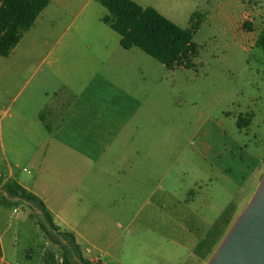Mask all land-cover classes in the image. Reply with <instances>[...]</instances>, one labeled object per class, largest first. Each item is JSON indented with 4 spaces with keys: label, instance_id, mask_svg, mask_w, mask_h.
Here are the masks:
<instances>
[{
    "label": "rangeland",
    "instance_id": "obj_1",
    "mask_svg": "<svg viewBox=\"0 0 264 264\" xmlns=\"http://www.w3.org/2000/svg\"><path fill=\"white\" fill-rule=\"evenodd\" d=\"M161 1L185 15L172 16L181 28L195 14L189 68L123 49L94 0L69 11L50 4L0 56L1 171L26 174L31 144L50 138L39 120L47 104L71 99L87 135L113 129V163L102 166L113 171V228L103 217L98 230L113 233L109 264H206L264 173V0ZM13 208L4 212L16 222ZM18 242L24 257L38 241Z\"/></svg>",
    "mask_w": 264,
    "mask_h": 264
},
{
    "label": "crops",
    "instance_id": "obj_2",
    "mask_svg": "<svg viewBox=\"0 0 264 264\" xmlns=\"http://www.w3.org/2000/svg\"><path fill=\"white\" fill-rule=\"evenodd\" d=\"M133 1L142 7H153L176 25L179 24L172 16L180 15L172 7H159L154 0ZM82 2L51 0L49 5L69 11L78 8ZM161 2L167 5L168 0ZM193 14L189 15V21ZM184 16L181 14L180 17ZM79 115L80 111L71 99L62 100L56 105L47 104L39 114V120L50 138L31 144L30 163L23 168L26 174H16L10 168L8 173L0 170V177L4 181L15 180L38 196L53 215L55 224L62 231L74 234L83 256L89 257L88 261L109 264L113 261V233L109 230L100 238L98 230L102 227L103 217L113 228V171L103 172L102 168L105 162L113 163V151H108L110 148L113 150V129L95 127L94 133L87 135L88 130L78 121ZM256 161L260 163L261 160L257 158ZM5 207L0 200V264H63L60 255H55L38 225L31 220V214L21 218L19 215L25 210L16 206L13 213L17 221L12 222L7 219ZM8 234H12L13 239H6ZM36 239L35 251L27 247L22 257L18 241ZM5 241H8V251ZM81 242L92 246L100 255H91L89 249L83 251ZM102 257L107 261H103ZM33 258H36L35 262Z\"/></svg>",
    "mask_w": 264,
    "mask_h": 264
},
{
    "label": "trees",
    "instance_id": "obj_3",
    "mask_svg": "<svg viewBox=\"0 0 264 264\" xmlns=\"http://www.w3.org/2000/svg\"><path fill=\"white\" fill-rule=\"evenodd\" d=\"M105 7L109 14L102 21L121 37V46L129 50L136 47L151 56L167 68L193 66V59L198 54V47L193 42L198 26L191 17V27L184 29L163 16L153 7H142L133 0H95ZM51 0H0V56L8 57L17 47L25 32L35 24L37 18ZM259 46L264 52V32L260 36ZM0 189L9 197L21 198L30 202L42 212V217L35 213L37 225L50 243L58 246L63 264H77L75 255L83 264L88 262L83 256L73 233L62 231L44 202L35 194L26 190L15 180L4 181L0 177ZM3 205L7 207H25L23 201L13 202L0 192ZM33 210L31 206H27ZM48 226L56 231L54 235ZM58 237L67 241L62 244ZM1 251V243H0Z\"/></svg>",
    "mask_w": 264,
    "mask_h": 264
},
{
    "label": "water",
    "instance_id": "obj_4",
    "mask_svg": "<svg viewBox=\"0 0 264 264\" xmlns=\"http://www.w3.org/2000/svg\"><path fill=\"white\" fill-rule=\"evenodd\" d=\"M3 195L13 202L23 201L21 198L9 197L1 190ZM31 206L35 214L42 217V212L30 202L23 201ZM56 235V231L48 226ZM59 241L68 245L62 237ZM74 262L83 264L74 255ZM206 264H264V173L249 200L245 209L236 218L222 241L219 243Z\"/></svg>",
    "mask_w": 264,
    "mask_h": 264
},
{
    "label": "built area",
    "instance_id": "obj_5",
    "mask_svg": "<svg viewBox=\"0 0 264 264\" xmlns=\"http://www.w3.org/2000/svg\"><path fill=\"white\" fill-rule=\"evenodd\" d=\"M16 211V210H15Z\"/></svg>",
    "mask_w": 264,
    "mask_h": 264
}]
</instances>
